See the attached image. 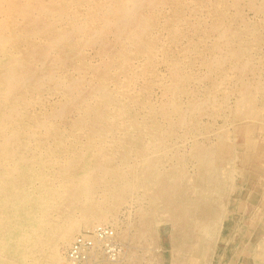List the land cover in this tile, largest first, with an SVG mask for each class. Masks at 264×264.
<instances>
[{"label":"bare ground","instance_id":"obj_1","mask_svg":"<svg viewBox=\"0 0 264 264\" xmlns=\"http://www.w3.org/2000/svg\"><path fill=\"white\" fill-rule=\"evenodd\" d=\"M242 2L264 22V0H0V264H68L58 243L126 203L141 238L166 215L172 264H212L249 152L260 226L223 264H264V38Z\"/></svg>","mask_w":264,"mask_h":264},{"label":"rangeland","instance_id":"obj_2","mask_svg":"<svg viewBox=\"0 0 264 264\" xmlns=\"http://www.w3.org/2000/svg\"><path fill=\"white\" fill-rule=\"evenodd\" d=\"M241 9L243 10L244 17L247 20H250L252 22L255 21V24H257L261 28L260 31H261L263 38H264V22H262V17L255 15L254 12H252L244 2H242ZM261 48L264 51V45ZM196 70L198 71V67H196V69H194V73L197 72ZM155 89H157V88H155ZM157 92H158V90H157ZM157 96L158 97L160 96L159 92H158ZM258 136L262 140L264 134L256 135V137H258ZM238 142H241V139H238ZM253 155H254V152H251V153L249 152L246 155L245 166L242 165L241 159H238L236 162V166L238 169L237 170V178H236L237 189H236V191L232 192L230 194V196L233 200L242 201L244 203L245 209H243L242 212L239 211L238 216L235 219H234V215H232V218L226 222L225 226L223 227V229L221 231L219 239L216 241V246H217V248L221 254L216 256L215 258L211 259L212 264H220V263L223 264V262L227 261V259L232 256V254H236V251H237L236 249H238L237 246H238L239 239L236 238V240H237L236 241L234 238L236 236V232L238 229L245 232L246 229H248L249 226L252 225V223L255 226L256 225L260 226V222L258 221V218L255 215V208H254L253 204H251L249 202V199H248L249 193L255 191V186H257V184H258L259 179L256 176L257 175L258 176L263 175V171L257 165V163L255 161V156H253ZM188 166H189L188 170L190 171V173L191 172L193 173L194 168L192 167V165L191 166L188 165ZM250 173L252 174V177L250 176ZM260 191H259L260 194L258 195L259 197L257 198V204L259 205V207H256V208L263 210L264 209V190L263 191L260 190ZM146 202L147 201H145V203H143L144 207H146L148 204V203L146 204ZM245 204H246V206H245ZM127 205H128V207H127ZM134 206H136L135 207L136 209L134 208ZM138 207L139 206L137 203L130 204V205H129V203L128 204L126 203V204L121 206V208L118 210V212H116V214L115 213L113 214L114 216L111 217L114 222L117 219L116 222H117V225H119L118 230L120 232L119 233L120 238L118 239L119 241L115 238L119 247H120V249H119L120 253L116 259H118L120 257L121 253L123 255V252L125 250L124 255L123 256L121 255L122 258L120 257L121 261H119L118 264H137L138 261H139L138 264H164V263L165 264H172V258H173L172 257L173 243H172V235H171L172 230H171L170 223L165 220L166 215L163 213L157 212L156 217H157V219L160 220L161 223L157 227H155L151 230V233H152L151 237L149 236L148 238H141L138 229H139V224L142 221V217L138 212ZM128 209L130 210L131 213L129 212ZM134 211H136V212H134ZM115 217H117V218L115 219ZM112 220H111V223L109 222V225H111V226L113 224H115L114 222H112ZM161 220H164L163 223ZM101 225H104V224H101ZM161 228H162V230H161ZM90 230H91V228L85 230V228L82 227L80 229L79 233L78 234L76 233L74 236L77 237L78 235L82 234L80 232H86V231H90ZM123 231H126V234H124V235H126V238H125L126 240L125 239L123 240ZM128 237H130V238H128ZM149 240H151V241H149ZM142 241H144V242H142ZM225 241H227V242H225ZM148 242L150 244H148ZM121 243L127 247H124L123 245L121 246ZM71 244L72 243H70L69 245H64L61 242L58 243L59 252H61L60 253L61 256H65V258H66L67 250ZM125 248L126 249L130 248V249L126 250ZM119 250H118V252H119ZM147 250H149L150 252L148 253ZM227 250H229V252ZM259 250H260L259 247H257L256 251H259ZM99 253L101 256L99 257L98 264H106L104 262L107 259L106 252H99ZM133 255L135 257L137 256L138 258L135 259V257ZM227 256H228V258H227ZM127 258H129V259H127ZM100 261H102V262H100ZM132 261H133V263H132ZM142 261H144V262H142ZM162 261H163V263H162Z\"/></svg>","mask_w":264,"mask_h":264},{"label":"built area","instance_id":"obj_3","mask_svg":"<svg viewBox=\"0 0 264 264\" xmlns=\"http://www.w3.org/2000/svg\"><path fill=\"white\" fill-rule=\"evenodd\" d=\"M95 239L101 240V242L103 240H106V243L100 242L101 244L96 245L94 249L96 253L106 252L107 258H110V253H112L113 258H117L120 253V247L115 239V230L111 225L105 224L96 227L92 231L90 230L88 232L80 234L75 238L66 253L67 263L84 264L86 260L92 257L93 252L91 251V248L95 246Z\"/></svg>","mask_w":264,"mask_h":264}]
</instances>
